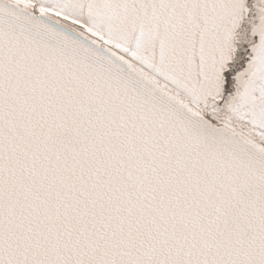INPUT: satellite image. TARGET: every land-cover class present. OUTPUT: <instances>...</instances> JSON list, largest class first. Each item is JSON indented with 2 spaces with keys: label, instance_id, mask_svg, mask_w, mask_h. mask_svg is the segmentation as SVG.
<instances>
[{
  "label": "snow or ice",
  "instance_id": "1",
  "mask_svg": "<svg viewBox=\"0 0 264 264\" xmlns=\"http://www.w3.org/2000/svg\"><path fill=\"white\" fill-rule=\"evenodd\" d=\"M0 264H264V0H0Z\"/></svg>",
  "mask_w": 264,
  "mask_h": 264
}]
</instances>
